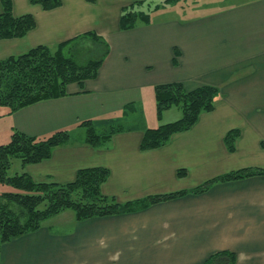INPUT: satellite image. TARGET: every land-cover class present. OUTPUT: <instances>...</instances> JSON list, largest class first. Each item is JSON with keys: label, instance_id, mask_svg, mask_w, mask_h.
Here are the masks:
<instances>
[{"label": "crops", "instance_id": "obj_1", "mask_svg": "<svg viewBox=\"0 0 264 264\" xmlns=\"http://www.w3.org/2000/svg\"><path fill=\"white\" fill-rule=\"evenodd\" d=\"M164 1L62 0L60 8L46 11L31 0H12L13 15L33 16L36 27L22 39L0 40V61L86 33L109 46L96 79L68 86L64 98L0 115L10 134L71 135L51 159L21 166L18 174L36 183L68 184L80 170L104 168L110 176L103 194L126 204L189 192L244 169L264 170V0L191 19L153 18L161 12L154 7L167 8ZM137 2L144 3L141 10L151 22L121 31L123 9ZM168 84L189 91L212 86L220 96L214 111L202 114L190 131L142 151L144 132L164 125L157 118L155 88ZM128 112H143L147 124L123 126L124 132L98 148L85 137H72L84 122ZM232 131L240 135L229 152L226 137ZM68 221L43 225L4 245L1 264H205L218 253L234 254L235 264H264V177L217 183L203 194L131 214Z\"/></svg>", "mask_w": 264, "mask_h": 264}, {"label": "trees", "instance_id": "obj_2", "mask_svg": "<svg viewBox=\"0 0 264 264\" xmlns=\"http://www.w3.org/2000/svg\"><path fill=\"white\" fill-rule=\"evenodd\" d=\"M3 12L0 14V40L22 39L35 29L31 15L16 18L13 15L12 0H0ZM182 0H165L170 5ZM46 11L62 6V0H31ZM143 2H137L123 9L120 18L121 31H130L140 23L149 24L150 15L141 10ZM160 5L154 7L159 10ZM87 55L85 57V54ZM97 53V58L91 54ZM109 54L106 41L95 33H86L55 48L39 46L29 52L0 61V106L9 109L10 114L19 112L38 103L66 97L67 88L72 84L82 85L94 80ZM220 96L216 87L203 86L187 90L182 84H168L155 88L157 118L173 108L182 112V117L173 123L156 129H147L141 143L142 151L164 147L171 138L190 131L202 114L211 113ZM86 129L85 142L92 147H102L113 136L125 131L116 120L87 121L81 124ZM238 131L226 137L229 152H234ZM71 140L67 131H58L46 138L27 136L14 131L10 142L0 146V184L10 186L15 192L0 195V250L15 239L41 229L44 222L72 211L75 221L85 222L113 216L139 212L162 202L174 200L187 194L199 195L209 191L217 183H228L253 177H264V170L244 169L229 173L206 182L192 191L149 197L126 204L102 192L110 172L104 168L80 170L76 180L68 184L36 183L28 174L10 177L12 161L19 159L22 168L38 165L51 159L55 149ZM186 173L181 171L179 176ZM231 253H218L205 264H235Z\"/></svg>", "mask_w": 264, "mask_h": 264}, {"label": "rangeland", "instance_id": "obj_3", "mask_svg": "<svg viewBox=\"0 0 264 264\" xmlns=\"http://www.w3.org/2000/svg\"><path fill=\"white\" fill-rule=\"evenodd\" d=\"M244 1L245 0H182L177 3L167 5L166 9L164 8L162 9V7L159 8V10L161 9V12H155L153 18L156 19L157 17H161V16L181 17L188 19L197 18V17L206 16L209 13H215L217 10H220L222 8L229 9L231 8L230 6H234L235 4ZM91 55L93 59L97 58L98 56L97 53H93ZM86 56L89 55H87L86 53L85 57ZM7 111H9L8 108L0 106V115ZM127 114L128 117L126 115L124 116L119 115L113 118V120H116V122H118L120 126H124V127L138 126V125L142 126L144 123L147 124V118L143 112H138L140 117L136 115V113H132V112H128ZM181 117H182V112L177 108H173L171 110L166 111L163 114L160 122H162V124H169L178 121ZM5 121L6 120L4 117L3 119L0 120V132H3L0 133V146L8 144L13 134V132L10 134V132L6 131L7 125ZM5 131H6V135L4 134ZM85 135H86V129L83 128L80 130L79 134H75V135L73 134L72 137L75 140H81L85 137ZM20 171H21V162L19 159H14L12 161L11 169L9 170L8 174L10 177H12L20 173ZM10 192H15V190L10 186L0 184V195L3 193H10ZM70 217L74 222V218H75L74 213L72 211H66L60 214L59 216L47 220L46 222H44L43 225L58 224L59 222L70 223V221H68ZM61 226H63V224ZM0 264H1V252H0Z\"/></svg>", "mask_w": 264, "mask_h": 264}]
</instances>
